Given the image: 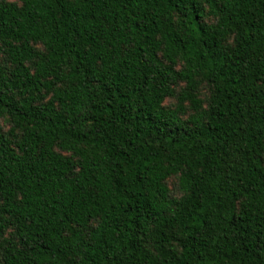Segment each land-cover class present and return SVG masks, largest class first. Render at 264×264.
I'll use <instances>...</instances> for the list:
<instances>
[{
  "label": "trees",
  "instance_id": "16d2710c",
  "mask_svg": "<svg viewBox=\"0 0 264 264\" xmlns=\"http://www.w3.org/2000/svg\"><path fill=\"white\" fill-rule=\"evenodd\" d=\"M0 264H264V0H0Z\"/></svg>",
  "mask_w": 264,
  "mask_h": 264
},
{
  "label": "rangeland",
  "instance_id": "374dc122",
  "mask_svg": "<svg viewBox=\"0 0 264 264\" xmlns=\"http://www.w3.org/2000/svg\"><path fill=\"white\" fill-rule=\"evenodd\" d=\"M168 103H169V100H166V101H165V104H168ZM166 183H167V186L169 187V190H170L171 194H172L173 196L178 197V195L180 194V191L178 190V187H177V185L175 184V178H174V177L169 178V179L166 181Z\"/></svg>",
  "mask_w": 264,
  "mask_h": 264
}]
</instances>
